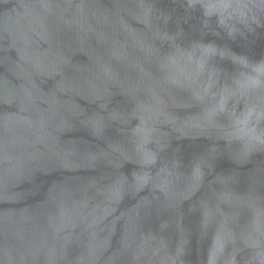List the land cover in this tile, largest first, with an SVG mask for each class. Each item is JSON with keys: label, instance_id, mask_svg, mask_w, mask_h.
Here are the masks:
<instances>
[{"label": "water", "instance_id": "obj_1", "mask_svg": "<svg viewBox=\"0 0 264 264\" xmlns=\"http://www.w3.org/2000/svg\"><path fill=\"white\" fill-rule=\"evenodd\" d=\"M0 264H264V0H0Z\"/></svg>", "mask_w": 264, "mask_h": 264}]
</instances>
